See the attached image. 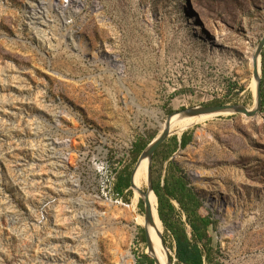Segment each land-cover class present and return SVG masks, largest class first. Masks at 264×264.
<instances>
[{"label":"rangeland","instance_id":"1","mask_svg":"<svg viewBox=\"0 0 264 264\" xmlns=\"http://www.w3.org/2000/svg\"><path fill=\"white\" fill-rule=\"evenodd\" d=\"M263 35L264 0H0V264H153L133 220L146 187L113 184L172 112L254 108ZM258 60L262 78L264 46ZM183 132L152 181L177 163L214 222L216 260L264 264V106L174 116L165 140Z\"/></svg>","mask_w":264,"mask_h":264},{"label":"trees","instance_id":"2","mask_svg":"<svg viewBox=\"0 0 264 264\" xmlns=\"http://www.w3.org/2000/svg\"><path fill=\"white\" fill-rule=\"evenodd\" d=\"M262 61L261 106H264V60ZM239 89L241 90L243 87L240 86ZM191 137V132H183L180 138L174 135L162 142L153 154L151 167H153L155 161H167L178 147L184 148L191 141ZM151 139L152 137L148 140L138 139L133 144V164ZM131 173L130 166H127L123 173L118 176L115 184L118 194L121 193L122 189H128ZM152 186L157 197L159 218L165 231L170 232L172 235L174 253L179 264H224L214 257L215 253L219 251L218 247L213 246L210 234V228L214 222L209 216L201 214V200L198 194L189 186L186 175L180 166L173 161H169L162 179L161 176L153 179ZM139 200L138 197L135 202L137 206ZM173 202H176L183 211L189 230H187L185 223L179 217H176V207ZM144 242H146L145 239ZM146 256L148 255L146 254L144 257ZM152 261L154 264L153 259ZM145 263L144 261L141 262V264ZM147 264L151 263L148 262Z\"/></svg>","mask_w":264,"mask_h":264},{"label":"water","instance_id":"3","mask_svg":"<svg viewBox=\"0 0 264 264\" xmlns=\"http://www.w3.org/2000/svg\"><path fill=\"white\" fill-rule=\"evenodd\" d=\"M264 46V35L260 39V42L258 43L255 51H254V64H253V69L252 72L256 77V88H255V93H256V100H255V105L254 108L248 109L244 105L241 104H214V105H203V106H196V107H190V108H184L176 112H172L169 114L167 121L170 122L171 117L174 114H183L185 116H196V115H203V114H219V113H239V114H244L248 117H253L257 114V112L261 108V78H260V68H258L257 65V59L260 56L261 50ZM170 133V129L166 128L164 129L156 138H154L141 152L139 155V158L136 162V167L133 168V171L131 173V179L135 175V173L138 171V168L140 167V164L142 163V160L145 158H148L149 163H148V168H147V174H148V180H149V191H153V186H152V174H151V160L153 157V154L155 150L158 148V146L165 141V139L168 137ZM181 136V135H180ZM179 136V138H180ZM142 194H148L146 191H141ZM155 195V193H154ZM148 197V196H147ZM156 197V195H155ZM157 200V197H156ZM144 201V215L146 220H153V214H152V207L150 205V202L148 198L143 199ZM158 213V211H157ZM159 217V215H158ZM160 219V218H159ZM161 221V220H160ZM162 223V222H161ZM144 236L145 240L147 243H149V246L151 244V238L148 232V229L144 230ZM162 244L163 246L166 247V244L162 238Z\"/></svg>","mask_w":264,"mask_h":264},{"label":"bare ground","instance_id":"4","mask_svg":"<svg viewBox=\"0 0 264 264\" xmlns=\"http://www.w3.org/2000/svg\"><path fill=\"white\" fill-rule=\"evenodd\" d=\"M259 59V58H258ZM257 59V65L259 68V60ZM252 60H253V64H254V53L252 54ZM253 64H252V69H253ZM253 73V72H252ZM254 77V82L256 83V77L253 74ZM204 116L206 115H210V114H203ZM203 115H196V116H203ZM174 116H178V117H192V116H185L183 114H174L171 119ZM195 117V116H194ZM170 119V122H171ZM170 122L167 121L168 124V128L170 129ZM162 126V130L161 132L166 129V125ZM148 163L149 160L148 158H145L142 160V163L140 164V167L138 168V171L135 173V175L132 178V183L134 184V187L136 189L140 188H145L146 187V192H148V194L145 195V198H148L150 205L152 207V214H153V220H146L145 217L142 216H135V214H133V220L134 222L136 221H142L145 223V225L148 227V229L151 232V236H152V240H151V244L149 246H147V252L149 254H147L148 256H150L153 260H154V264H166L167 262V255H166V250L165 247L162 244V231H163V227H162V223L161 221L158 219L157 214H156V206H155V196L154 193L152 191H149V180H148V174H147V168H148ZM136 167V165H135ZM140 191H136V193H139ZM148 196V197H147ZM131 236L133 237V235L135 234L136 230L135 227H131ZM159 243V245H158ZM146 246V244H145Z\"/></svg>","mask_w":264,"mask_h":264},{"label":"built area","instance_id":"5","mask_svg":"<svg viewBox=\"0 0 264 264\" xmlns=\"http://www.w3.org/2000/svg\"><path fill=\"white\" fill-rule=\"evenodd\" d=\"M117 178H118V177H117ZM117 178H116V180H115V182H114V184H113V185H114V188H115V184H116Z\"/></svg>","mask_w":264,"mask_h":264}]
</instances>
